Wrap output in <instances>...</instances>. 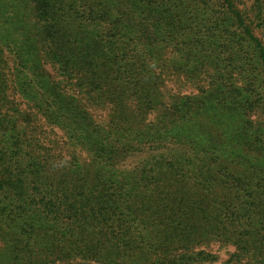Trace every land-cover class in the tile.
<instances>
[{
    "label": "trees",
    "instance_id": "16d2710c",
    "mask_svg": "<svg viewBox=\"0 0 264 264\" xmlns=\"http://www.w3.org/2000/svg\"><path fill=\"white\" fill-rule=\"evenodd\" d=\"M0 264H264V0H0Z\"/></svg>",
    "mask_w": 264,
    "mask_h": 264
},
{
    "label": "rangeland",
    "instance_id": "374dc122",
    "mask_svg": "<svg viewBox=\"0 0 264 264\" xmlns=\"http://www.w3.org/2000/svg\"><path fill=\"white\" fill-rule=\"evenodd\" d=\"M48 70L50 71V73L52 75H54V71H53V69L51 67H48ZM93 113H94V116L98 119V121H102L103 120L102 118L104 117L105 113H100V112H96V111H94ZM57 136H58V138L61 139L62 134H61L60 131L57 132ZM59 141L62 142L61 140H59ZM84 156L86 157L87 155L84 154ZM211 250L213 252L217 253L218 255H220L221 261L227 259L229 257V255H230V253L233 252V248H231V247L219 248V245L213 246Z\"/></svg>",
    "mask_w": 264,
    "mask_h": 264
}]
</instances>
